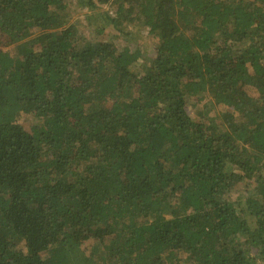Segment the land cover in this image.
Here are the masks:
<instances>
[{"label": "trees", "instance_id": "1", "mask_svg": "<svg viewBox=\"0 0 264 264\" xmlns=\"http://www.w3.org/2000/svg\"><path fill=\"white\" fill-rule=\"evenodd\" d=\"M84 2L0 0V264H264V0Z\"/></svg>", "mask_w": 264, "mask_h": 264}, {"label": "rangeland", "instance_id": "2", "mask_svg": "<svg viewBox=\"0 0 264 264\" xmlns=\"http://www.w3.org/2000/svg\"><path fill=\"white\" fill-rule=\"evenodd\" d=\"M68 6V12L71 22H75L76 26L78 27V34L82 33L84 36L92 37L95 35L97 36L96 32L93 31V26H88L87 17L90 15L93 17L91 20H97L98 24L104 25L103 20H99V17H101V14L103 12H107L109 16H113L112 13V6L106 7L103 5H97V9L95 12H92V9L88 7L86 2L82 5H77L76 0H65ZM103 19V17H101ZM92 20V21H93ZM124 32L121 34H118L116 32V29L112 27L110 24L108 26L106 25L102 31L101 38H104L105 40H111L115 44V46L119 49L124 45H128L130 48L138 47L139 50L142 53V56L140 59H138L132 66L133 71H139L144 64V58H147L151 55L153 46L156 42V37H153L149 35L148 28L142 27L139 24H137V21H133L129 25H126L123 27ZM1 40V39H0ZM4 41V40H3ZM1 48L5 51H8L11 54L15 53V46L13 44H5L4 46H1ZM210 97L207 95L201 100H190L187 103V108L189 110L190 116L193 119H205L207 117L215 118L218 117L221 113V109L219 107H216L212 102L210 101ZM24 119V118H23ZM28 123L25 125L27 126ZM252 184L249 181V185ZM249 185H246L244 183L239 184V186L235 189L233 194L231 196L233 198H238V194H242L243 192H246V190L249 188ZM96 242L92 240H88L84 242L83 245H81L80 249L75 252L76 258H83L88 257V255L92 252V247L96 246ZM93 260H95V263L91 264H101L98 259V255L96 253L91 254ZM75 256V255H74ZM73 256V257H74ZM72 264H76V261L74 259H71ZM264 263V260H263ZM80 264V262L78 263Z\"/></svg>", "mask_w": 264, "mask_h": 264}]
</instances>
